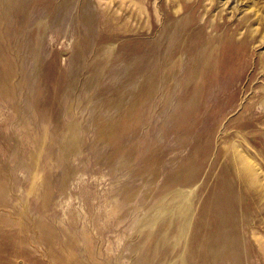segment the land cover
Here are the masks:
<instances>
[{"label": "rangeland", "instance_id": "374dc122", "mask_svg": "<svg viewBox=\"0 0 264 264\" xmlns=\"http://www.w3.org/2000/svg\"><path fill=\"white\" fill-rule=\"evenodd\" d=\"M0 264H264V0H0Z\"/></svg>", "mask_w": 264, "mask_h": 264}]
</instances>
